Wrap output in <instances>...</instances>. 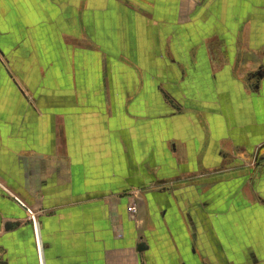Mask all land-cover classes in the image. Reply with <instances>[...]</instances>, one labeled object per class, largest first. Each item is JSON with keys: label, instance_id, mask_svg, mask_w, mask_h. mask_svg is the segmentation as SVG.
<instances>
[{"label": "crops", "instance_id": "1", "mask_svg": "<svg viewBox=\"0 0 264 264\" xmlns=\"http://www.w3.org/2000/svg\"><path fill=\"white\" fill-rule=\"evenodd\" d=\"M15 198L39 264H264V0H0V260L38 264Z\"/></svg>", "mask_w": 264, "mask_h": 264}, {"label": "built area", "instance_id": "2", "mask_svg": "<svg viewBox=\"0 0 264 264\" xmlns=\"http://www.w3.org/2000/svg\"><path fill=\"white\" fill-rule=\"evenodd\" d=\"M16 201L18 202L19 205H21L25 210H26V213H27V218L29 220V222L32 223V226H33V229H34V236H35V241H36V244H37V240H36V230H37V227H39V223H38V220L35 219L34 217V212L32 209H30L29 207H27L23 202H21L19 199L15 198ZM135 204V203H134ZM129 211L131 213V216H134V212L136 210V206L135 205H131L129 204ZM38 247V246H37Z\"/></svg>", "mask_w": 264, "mask_h": 264}, {"label": "rangeland", "instance_id": "3", "mask_svg": "<svg viewBox=\"0 0 264 264\" xmlns=\"http://www.w3.org/2000/svg\"><path fill=\"white\" fill-rule=\"evenodd\" d=\"M135 203V204H134ZM129 204H131V205H135L136 207V210H135V212H134V216H131V213H130V211H129ZM128 204V206H127V213H128V218L131 220V221H133V222H136L137 220H138V218H139V210H138V206H137V203H136V201L134 200V199H131V201H130V203ZM34 212V217H35V219H37L38 220V214H39V212L38 211H33ZM31 223V222H30ZM31 225H32V223H31ZM34 230V229H33ZM34 245H35V250H36V254H37V258H36V260H37V262H38V264L40 263L39 262V257H38V250H37V244H36V241L34 240Z\"/></svg>", "mask_w": 264, "mask_h": 264}, {"label": "water", "instance_id": "4", "mask_svg": "<svg viewBox=\"0 0 264 264\" xmlns=\"http://www.w3.org/2000/svg\"><path fill=\"white\" fill-rule=\"evenodd\" d=\"M11 226H13V224H8L6 227L10 228ZM146 247L147 246H146V244L144 242H139L137 244V250L138 251L144 250ZM0 264H5V262L3 260H0Z\"/></svg>", "mask_w": 264, "mask_h": 264}, {"label": "bare ground", "instance_id": "5", "mask_svg": "<svg viewBox=\"0 0 264 264\" xmlns=\"http://www.w3.org/2000/svg\"><path fill=\"white\" fill-rule=\"evenodd\" d=\"M38 246V245H37ZM38 248V250H39V247H37ZM40 252V251H39ZM40 255V254H39ZM41 258V257H40Z\"/></svg>", "mask_w": 264, "mask_h": 264}]
</instances>
